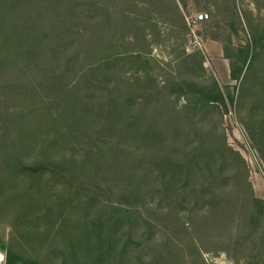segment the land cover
Instances as JSON below:
<instances>
[{"label":"trees","instance_id":"trees-1","mask_svg":"<svg viewBox=\"0 0 264 264\" xmlns=\"http://www.w3.org/2000/svg\"><path fill=\"white\" fill-rule=\"evenodd\" d=\"M190 3L225 21L234 94L185 49ZM250 3L0 0L3 264H264V195L224 126L233 109L264 167Z\"/></svg>","mask_w":264,"mask_h":264},{"label":"rangeland","instance_id":"rangeland-1","mask_svg":"<svg viewBox=\"0 0 264 264\" xmlns=\"http://www.w3.org/2000/svg\"><path fill=\"white\" fill-rule=\"evenodd\" d=\"M238 11L243 7L253 9L250 0H236ZM207 13L208 18L203 22H193L194 16L199 13ZM185 18L190 27V33L186 36L185 49L191 51L192 49H199L205 56L204 67L211 73L222 86L229 87L230 93L234 94V86L236 81L230 79L229 65L227 59L223 57L222 44L214 38L217 34L222 36V29L225 21L221 16L211 19L208 11L199 10L195 5L190 3L185 11ZM246 38L245 32L233 37V42L244 43ZM171 51L170 46H166L165 50L160 52L154 49L153 53L156 56L167 59L168 53ZM224 126L226 128L228 143L244 157L249 169V180L254 188L255 195L263 197L264 195V167L256 152L249 146L245 137L244 130L238 121L235 111H230L224 117ZM209 261L215 264H233L224 253L218 257H211L205 255ZM4 255L0 250V264H3Z\"/></svg>","mask_w":264,"mask_h":264},{"label":"built area","instance_id":"built-area-1","mask_svg":"<svg viewBox=\"0 0 264 264\" xmlns=\"http://www.w3.org/2000/svg\"><path fill=\"white\" fill-rule=\"evenodd\" d=\"M208 18L207 13L204 12H199L197 13L194 18H193V22H203Z\"/></svg>","mask_w":264,"mask_h":264}]
</instances>
